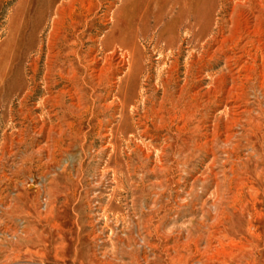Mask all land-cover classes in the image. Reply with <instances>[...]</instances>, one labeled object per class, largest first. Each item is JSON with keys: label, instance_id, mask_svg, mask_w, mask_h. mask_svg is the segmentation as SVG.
Instances as JSON below:
<instances>
[{"label": "rangeland", "instance_id": "1", "mask_svg": "<svg viewBox=\"0 0 264 264\" xmlns=\"http://www.w3.org/2000/svg\"><path fill=\"white\" fill-rule=\"evenodd\" d=\"M48 1L0 0V264H264V28L242 13L264 0H213L194 44L186 22L171 30L167 0L132 1L106 49L108 87L71 113L44 103L71 88L50 68L66 50L51 18L34 31ZM98 1L85 40L109 34L125 0ZM234 23L253 45L226 46L230 69L219 53L186 123L189 64ZM18 70L26 86L10 94Z\"/></svg>", "mask_w": 264, "mask_h": 264}, {"label": "bare ground", "instance_id": "2", "mask_svg": "<svg viewBox=\"0 0 264 264\" xmlns=\"http://www.w3.org/2000/svg\"><path fill=\"white\" fill-rule=\"evenodd\" d=\"M132 1H134V0H125L123 2L121 8L117 11L118 16L116 15L113 19L115 22L113 30L109 34H106L102 40L98 38V35L90 36L87 40H85L86 37H88V35H91L90 33L92 32V29H93V22H92V20H89V17L95 12V9L99 6L98 0H63L61 2H60V0H49L47 3H45V7H44L43 11L40 12L39 23L37 26H35L34 31L36 32L38 26L41 24V22L43 20H47L48 18H51V21L53 24L54 36H57V39H60L65 43L64 47L66 48V50L65 51L63 50L62 53H58V55H55V60L53 61L52 66H50V68H52L51 71L52 70L59 71L61 73L60 78L64 79L68 83V87H71L67 91L61 90V91L57 92L56 93L57 96H54L53 93H49L50 95L45 97L46 99H45L44 103L46 106L54 107L53 109L61 108V109H64V111H66L67 113L68 112L71 113L75 110H79L82 107L81 103L83 102L85 96L87 95V92H86L87 89L93 88L94 92H97V91H99V90H101L107 86L106 82L108 81L107 79H109L108 78V67H110V66H108L109 64H108V56L106 54V49L108 47V43H109L110 38H112L111 36H112L114 29L118 26V23H119L118 17L121 15H124L126 13V10ZM136 1L140 5H143L144 9L146 11H148L149 9L150 10L154 9L157 6H159V4H158L159 0H136ZM167 2L169 4H171L172 7H177V11H178V13L176 14L177 18L172 23L171 30L177 31V28L180 26L179 23L186 22V24H187L186 25L187 39L191 38L192 41L190 43H193V44H194V42L200 43V41H202L208 35V31H209L211 24H212V21H213L212 20L213 10H214L213 9L214 8L213 7V0H167ZM134 5H136V4L134 3ZM249 5H251V3ZM172 7L170 6V8H172ZM136 10H137V8H136ZM159 10H160V8H159ZM138 13H140V12H138ZM242 13L243 14L248 13V17H249L248 22H247V24L244 22L246 26H250L248 24H251L250 22L253 20L254 23H253V25L251 24L250 28H253L256 32L262 31V30H260V26H261V29H263L264 25L263 26H262V24L258 25L257 22L263 21L262 20L264 17V7L263 6L258 5V6H256V8L254 10H251V9L249 10L248 6H244V7H242ZM239 17H241V16H239ZM108 18H109V12H107L105 14V19H108ZM122 18H124V17H122ZM236 19H239V18L236 17ZM235 22L237 23V20ZM216 24H218V23H216ZM226 27L227 26H225V28ZM242 29L243 28H241V25H238V24L232 25V27L229 30V34H226L225 30H224L225 33L222 31L221 34H219L220 35L219 37L223 38L222 42H218L219 38L216 36L214 38H217V39L214 41V43L211 46L209 45L210 48L208 46V49H209L208 51L203 50L204 51L203 54L200 55V57L198 59H195V57L193 56V60H192V62H190L191 64H189V67L187 69V71L189 73L188 79L192 78V76L195 74L194 77L197 76L198 81L196 83H194V85H193V83H192L193 80L192 81L187 80L186 86L182 87L180 89L178 97L176 96L178 104H180L181 101L183 100V98L188 94L191 96V100L193 101V102H190L188 104H184V107H183L184 108L183 118H184L186 123H190L192 121V118H193L192 110L193 109L197 110L198 106H200L199 102H200V99L203 97V93H202V90H203L202 89V83L204 81L203 74L207 70L208 71L212 70L214 68V66H216L218 64L219 56H220L219 53L221 55H222V53H224L223 55L225 56V59L226 60L228 59L227 60L228 64L226 66H228V68L230 69V67H231L230 64L235 61V56H233L234 58L230 57L229 51L224 52V49L226 48V46H228L230 43L232 45L236 44L238 47L243 44L244 46H242L241 49L245 50L247 46L253 45V44H250L252 42L249 41V39L252 37V36L250 37V34H248V38L236 37V33L239 32L238 34H240ZM117 30H118V28H117ZM245 31L247 32V30H245ZM263 31H264V29H263ZM249 32H252V31H248V33ZM114 34H115V32H114ZM233 36L236 37L237 39H235ZM162 37H163V35H161V37L158 38V41H160V39ZM244 37H245V35H244ZM254 38H256V36ZM86 42H91V43H95V44L100 43V45L99 46H92L91 48H89L88 52H85V51H83L84 46L88 45V44H86ZM261 42H263V44H264V41H260V40L257 43H261ZM219 44H220V46H219ZM263 44H261V45H263ZM52 46H54V45H52ZM228 47H230V46H228ZM227 50H229V48ZM245 51L248 52V49ZM232 55H233V52H232ZM243 55H245V54H243ZM241 57L243 58V56H241ZM244 57H246V55ZM262 57H263V55H262ZM59 58H61L63 62L61 61V63L58 65L57 60ZM254 59H256V58H254ZM18 68H19V66H18ZM10 73L13 74V70H12V72L10 71ZM2 75H3V73L0 76H2ZM14 75H15L14 78L9 80L10 81L9 82V88H7V89H9L8 93H10V94H11V92L16 91V90L21 91L26 86L24 74L22 73L21 70H18L17 72H15ZM4 78H5V73H4L3 79ZM51 85L52 84H50L49 86H51ZM217 89L218 88L216 87L215 91ZM189 90H190V92H189ZM68 94L71 95V99H70L69 104L66 103V96ZM28 95L29 94H27V96ZM6 96H8V95L6 94ZM184 100L186 101V99H184ZM194 102L198 105L194 104ZM82 108H84V107H82ZM176 108H178V107H176ZM68 115H71V114H68ZM60 119H61V117H60ZM9 231H6V233L8 234ZM12 234L14 235V233H12ZM17 258L19 259V257H17Z\"/></svg>", "mask_w": 264, "mask_h": 264}]
</instances>
